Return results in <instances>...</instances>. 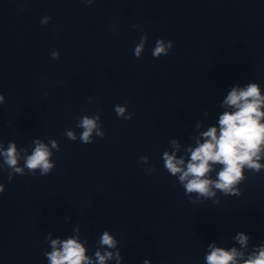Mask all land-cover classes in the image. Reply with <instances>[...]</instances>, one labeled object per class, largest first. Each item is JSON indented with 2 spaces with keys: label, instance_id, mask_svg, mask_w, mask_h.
<instances>
[{
  "label": "clouds",
  "instance_id": "obj_1",
  "mask_svg": "<svg viewBox=\"0 0 264 264\" xmlns=\"http://www.w3.org/2000/svg\"><path fill=\"white\" fill-rule=\"evenodd\" d=\"M85 2L91 5L93 0H85ZM49 20L50 17L45 16L41 19V23L46 25ZM147 40V34L141 36L134 48L136 58L142 56ZM173 46L171 40L157 39L152 56L157 59L167 56ZM50 55L53 59H59L57 51H52ZM4 102L5 97L0 94V104ZM221 107L226 110L219 116L218 127L210 126L200 133L195 146L185 149L184 155H177L180 145L176 140L170 141L173 151L171 153L165 151L162 154L164 168L172 177L177 178L185 190V195L191 198L192 194H195L196 201L200 202L211 199L214 203H219L217 192L223 196H240L242 192L239 185L247 178L245 170L259 174L264 169V164L260 163L264 158L262 157L264 153V96L261 95L260 85L250 82L245 87H231ZM114 111L120 118L132 119V114L127 111V105L116 104ZM199 126L198 124L197 127ZM76 127L83 130L79 137L83 144L93 143V134L100 138L105 136L98 113L92 116H82ZM65 135L72 141L77 139L72 130H67ZM33 143L34 148L31 154L26 155H22L17 150L14 142H9L6 149L0 144V158H2L0 167L7 168L9 181L14 175L35 176L37 170L40 176H47L56 167L54 160L50 159L53 152L48 144L40 140H34ZM50 143L53 149L60 151L56 141L53 140ZM139 159L146 163L148 157L141 156ZM216 166H220L219 170ZM25 169L28 171L26 172ZM212 173H215V178ZM4 191L5 185L0 184V193ZM75 232L76 235L67 239L57 238L50 241L51 251L44 253L48 264H107L111 260H115L116 264H122L123 256L118 248L119 241L110 234L109 230H104L100 235V248H105V246L106 248L103 253L97 249L94 253V260L87 254L85 247L87 241H81L79 238V229H75ZM234 240L240 245L239 249L237 247L226 249L210 243L209 251L205 256L206 264H264V244L253 246L249 251L250 235L244 232H238ZM142 264H152V262L144 259Z\"/></svg>",
  "mask_w": 264,
  "mask_h": 264
}]
</instances>
